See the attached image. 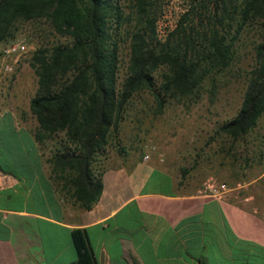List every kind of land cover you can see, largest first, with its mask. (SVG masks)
Wrapping results in <instances>:
<instances>
[{
	"label": "trees",
	"instance_id": "16d2710c",
	"mask_svg": "<svg viewBox=\"0 0 264 264\" xmlns=\"http://www.w3.org/2000/svg\"><path fill=\"white\" fill-rule=\"evenodd\" d=\"M129 1L127 12L122 0H0V45L31 20H46L63 38L38 46L29 60L37 76L29 102L37 122L35 141L48 147L46 141L53 140L55 162L86 176L89 165L106 155L137 92L148 91L160 109L169 98L199 97L206 82L214 83L233 64L242 30L257 23L262 41L254 47L241 103L218 128L232 140L230 150L243 142L264 115V0H186L163 39L156 33L155 0ZM132 14L134 23L126 28ZM124 33L129 60L120 82ZM259 140L247 151L256 158L263 155L264 133ZM100 191L98 182L84 206ZM71 241L76 259L70 264H97L84 230L71 231Z\"/></svg>",
	"mask_w": 264,
	"mask_h": 264
},
{
	"label": "crops",
	"instance_id": "0c3cea01",
	"mask_svg": "<svg viewBox=\"0 0 264 264\" xmlns=\"http://www.w3.org/2000/svg\"><path fill=\"white\" fill-rule=\"evenodd\" d=\"M26 136L0 162V264H70L74 229L97 264H264V208L244 184L203 194L181 163L135 148L99 156L85 176Z\"/></svg>",
	"mask_w": 264,
	"mask_h": 264
},
{
	"label": "rangeland",
	"instance_id": "374dc122",
	"mask_svg": "<svg viewBox=\"0 0 264 264\" xmlns=\"http://www.w3.org/2000/svg\"><path fill=\"white\" fill-rule=\"evenodd\" d=\"M129 12L130 1L122 0ZM186 0H155L157 17L156 33L163 39L179 17ZM128 24L134 23V15ZM126 32V31H125ZM120 49L119 81L127 72L129 60V39ZM63 41L55 34L44 19L26 21L12 40L0 45V162L6 156L17 152L20 145L34 139L37 122L30 111L29 102L37 88V76L29 64L33 52L40 45ZM262 41L259 24L246 26L238 41V54L230 68L217 75L214 83L204 84L197 98H169L160 109L148 91L137 92L123 118L114 131L106 155L135 148L142 153H165L173 161L181 163L191 178L201 185L209 177L224 182L227 186L244 184L243 189L254 197V202L264 208V147L261 158L247 152L260 143L264 133V115L254 132L240 140L230 150L232 140L219 133L223 121L233 117L241 103L246 85L247 73L254 63V47ZM16 47L15 50L11 48ZM9 49V52H5ZM5 50V51H4ZM62 136V134H60ZM35 141V139H34ZM48 148L53 140L46 141ZM35 143L40 146L36 141ZM258 149V148H257ZM259 151V150H257ZM18 159L20 156L12 155ZM253 157L252 161L246 158Z\"/></svg>",
	"mask_w": 264,
	"mask_h": 264
},
{
	"label": "built area",
	"instance_id": "2783aa9c",
	"mask_svg": "<svg viewBox=\"0 0 264 264\" xmlns=\"http://www.w3.org/2000/svg\"><path fill=\"white\" fill-rule=\"evenodd\" d=\"M16 47L11 48V50H15ZM5 51V50H4ZM10 50L7 49L5 52H9ZM148 156H145V158ZM228 186L224 182L216 181L214 179H208L202 186V193L209 194L211 196H222L225 192H227Z\"/></svg>",
	"mask_w": 264,
	"mask_h": 264
}]
</instances>
